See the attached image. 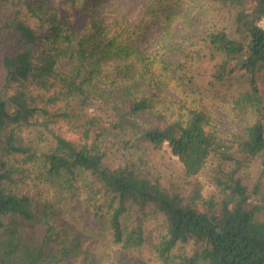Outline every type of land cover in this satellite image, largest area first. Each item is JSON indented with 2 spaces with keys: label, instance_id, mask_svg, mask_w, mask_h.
<instances>
[{
  "label": "trees",
  "instance_id": "16d2710c",
  "mask_svg": "<svg viewBox=\"0 0 264 264\" xmlns=\"http://www.w3.org/2000/svg\"><path fill=\"white\" fill-rule=\"evenodd\" d=\"M14 1L0 0V264H45L54 240L49 222L53 203L40 202L28 191L29 184L82 196L94 215L106 217L113 239L124 247L144 243L141 225L128 228L125 223L133 213L138 223L143 216L161 217L163 233L153 251L162 264H174V258L177 264H264V204L249 206L246 182L253 165L264 167V0H214L230 14L232 34L216 27L197 34L182 48L179 61L170 65L196 93L216 85L244 87L234 103L245 105L255 119L226 138L217 134L211 115L194 99L195 106H180L168 122L163 113H154L150 123L140 120V113L153 110V97L142 91L129 99L131 92H123L130 90L127 86L101 97L98 116L87 114L94 106L93 80L100 59L109 53L128 57L134 50L116 37L93 41L91 35H79L78 24L70 18L76 16L73 11L58 15L56 7L44 3ZM162 1L151 2L148 9L153 12ZM70 2L73 10L89 14L94 0ZM23 3L40 21L48 14L51 26L44 34L20 15ZM92 29L104 31L94 24ZM62 59L66 69L60 68ZM160 63L153 74H163L167 62ZM201 65L208 70L205 82L199 80L204 75L198 70ZM141 77L146 78V72ZM40 116L43 125L48 116L65 120L78 129L83 142L55 132L44 144L42 138L25 144L15 137V126L37 124ZM143 142L155 148L166 143L187 178L208 172L217 195L203 197L201 185L194 182L184 201L133 161L116 166L106 161L107 144L128 150ZM197 202L219 208L202 211ZM7 218L46 225L45 236L37 247L3 238ZM186 245L191 246L189 253L182 251ZM177 248L179 255L173 253Z\"/></svg>",
  "mask_w": 264,
  "mask_h": 264
},
{
  "label": "rangeland",
  "instance_id": "374dc122",
  "mask_svg": "<svg viewBox=\"0 0 264 264\" xmlns=\"http://www.w3.org/2000/svg\"><path fill=\"white\" fill-rule=\"evenodd\" d=\"M31 1L44 3L46 7H56L55 12L58 15L64 11H73L76 16L70 14V18L78 24L76 28L79 35H91L93 41L116 37L117 42L123 40L129 51L134 50L128 57H115L109 53L100 59L99 73L93 80L94 106L92 105L87 114L98 116L99 112L95 109L101 106V97L107 98L110 91H123L127 86L130 90L126 88L123 92H131L129 99L139 97L142 91L153 97V110L137 116L145 122H153L154 113L166 114L167 119L164 122H168L176 116L180 106L185 108L195 104L211 115L217 134L222 138L232 137L254 121L255 116L250 109L234 103L244 91L241 85L235 84L230 88L216 85L202 93H196L187 87L179 78V73L170 66L179 61L182 48L197 34L205 33L212 27L224 28L229 35L232 34L230 14L225 9L218 8V3L214 0H163L155 5L153 12L148 6L155 0H94L91 14H80L73 10L70 0ZM14 2L19 4L20 0ZM21 5L23 7L20 15L38 34H44L51 26L45 19L48 14L42 15L43 20L40 21L34 13L27 11L24 3ZM251 6L248 3L247 7ZM93 24L96 28L102 27L104 31L96 32L92 29ZM161 60L167 62L163 74H153L157 62L158 66H162ZM60 68H67L66 60L62 59ZM198 70L204 74L199 80L205 82L208 73L206 66L201 65ZM142 72H146V78L142 79ZM3 84L4 70L0 64V88ZM41 122L44 121L40 116L37 124L33 122L15 126V137L25 144L42 138L44 141L39 142L44 144L52 141L51 132H55L75 143L83 142L78 129L71 127L65 120L48 116L46 125ZM101 122L105 124L106 119L101 118ZM105 150L106 161L110 165L116 166L126 160L133 161L143 171H148L157 178L162 186L179 192L184 201L187 200L189 184L194 182L201 185L203 197L217 195V191L208 181V172L187 178L181 162L170 152L166 143L160 148L146 142L137 143L128 150L118 149L115 144H107ZM246 182L250 195L249 206L264 204V167L253 165L247 173ZM28 186V191L35 198L39 197L40 202L49 200L53 203L49 222L53 225L54 240L48 245L45 264H162L153 251V246L158 243L163 233L161 217L143 216L138 223L133 213L125 223L128 228L141 225L144 243L141 246L124 247L113 239L106 217L94 215L92 205L82 196L70 195L68 192L56 193L53 188L45 185ZM195 206L202 211L219 208L208 207L201 202L195 203ZM4 223L3 238H14L18 245L26 243L30 247H37L45 236L46 225L16 221L13 218L5 219ZM182 251L189 253L192 251L191 246H184ZM173 253L179 255L182 252L177 248ZM174 259V264H177L179 259Z\"/></svg>",
  "mask_w": 264,
  "mask_h": 264
}]
</instances>
